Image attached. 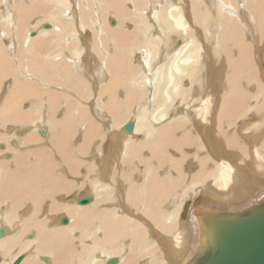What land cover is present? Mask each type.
<instances>
[{"label":"bare ground","instance_id":"1","mask_svg":"<svg viewBox=\"0 0 264 264\" xmlns=\"http://www.w3.org/2000/svg\"><path fill=\"white\" fill-rule=\"evenodd\" d=\"M263 209L264 0H0V264H207Z\"/></svg>","mask_w":264,"mask_h":264},{"label":"water","instance_id":"2","mask_svg":"<svg viewBox=\"0 0 264 264\" xmlns=\"http://www.w3.org/2000/svg\"><path fill=\"white\" fill-rule=\"evenodd\" d=\"M222 242L207 264H264V209L232 223Z\"/></svg>","mask_w":264,"mask_h":264},{"label":"rangeland","instance_id":"3","mask_svg":"<svg viewBox=\"0 0 264 264\" xmlns=\"http://www.w3.org/2000/svg\"><path fill=\"white\" fill-rule=\"evenodd\" d=\"M130 6H132V4H129ZM232 15V17L234 16L233 14H231ZM234 19H235V17H233ZM199 27H197V29H198ZM200 29V28H199ZM256 45L259 47V41H257V43H256ZM260 47H262V46H260ZM181 88H186L187 87V84L185 83V84H183V85H181L180 86ZM164 124V123H163ZM162 124V125H163ZM157 127H160V126H157ZM11 137V141H13V140H15L16 142H17V146H15V147H17V149H18V153H23V152H26L27 151V147H26V145H21L23 142H21V141H19L18 142V140L19 139H16L13 135H10ZM4 144V143H3ZM46 145H50V144H48V143H46ZM45 144H44V146H46ZM3 147V146H2ZM47 147V146H46ZM48 148V147H47ZM46 148V149H47ZM48 150V149H47ZM85 167V166H84ZM70 178H73L74 180H76L77 181V178H75V177H72V176H69ZM77 177V176H76ZM79 179V178H78Z\"/></svg>","mask_w":264,"mask_h":264}]
</instances>
